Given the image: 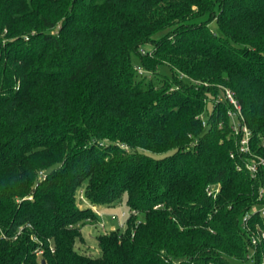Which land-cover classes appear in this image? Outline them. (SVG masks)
Wrapping results in <instances>:
<instances>
[{
	"label": "trees",
	"instance_id": "16d2710c",
	"mask_svg": "<svg viewBox=\"0 0 264 264\" xmlns=\"http://www.w3.org/2000/svg\"><path fill=\"white\" fill-rule=\"evenodd\" d=\"M258 157L264 0H0V264H264Z\"/></svg>",
	"mask_w": 264,
	"mask_h": 264
},
{
	"label": "rangeland",
	"instance_id": "374dc122",
	"mask_svg": "<svg viewBox=\"0 0 264 264\" xmlns=\"http://www.w3.org/2000/svg\"><path fill=\"white\" fill-rule=\"evenodd\" d=\"M215 26V25H213ZM135 60V58H134ZM200 118H204L200 115ZM233 126L238 127V123L233 118ZM234 129V127H233ZM83 202V201H82ZM102 216L104 218L105 226H99L97 224H86L82 227V234L86 240V243H80L77 248L81 251L92 253L94 255H98L99 250L96 246V236L102 232V230H109L111 229L112 225L113 227H118L122 229L127 217L129 216V210L126 206L125 200L123 199L121 202L113 205V206H104L101 208ZM137 216V220H140L143 218L142 214L139 212H135Z\"/></svg>",
	"mask_w": 264,
	"mask_h": 264
},
{
	"label": "built area",
	"instance_id": "2783aa9c",
	"mask_svg": "<svg viewBox=\"0 0 264 264\" xmlns=\"http://www.w3.org/2000/svg\"><path fill=\"white\" fill-rule=\"evenodd\" d=\"M225 96L227 98V100L232 103V105L234 106V108L236 109L233 112H229L230 116L232 117V119L234 117H236V115L240 116V107L237 103V101L235 100L232 92L229 89H225ZM234 127V131L238 132L239 127L237 126H233ZM242 131V136L239 140V151L243 152V153H250V148H249V130L248 128L243 125L241 128ZM247 169L250 171V173L254 176L257 172L258 166L259 165H263L264 166V158L258 157V158H253L251 161H248L245 163ZM206 191L208 194H212L213 196L216 194L217 189H214L211 186H207L206 187ZM95 209V208H94ZM96 212H98L95 209ZM258 213L259 215L262 217L263 221H264V205L260 206L258 209ZM98 214H100L98 212ZM101 215V214H100ZM249 217V214L246 213L243 216V221L245 222L247 220V218ZM100 226L104 227V221L101 220V222L99 223ZM250 239H251V243L253 245H255L257 242H259L261 239H264V228L258 229L256 233H251L250 235Z\"/></svg>",
	"mask_w": 264,
	"mask_h": 264
},
{
	"label": "crops",
	"instance_id": "0c3cea01",
	"mask_svg": "<svg viewBox=\"0 0 264 264\" xmlns=\"http://www.w3.org/2000/svg\"><path fill=\"white\" fill-rule=\"evenodd\" d=\"M111 227H113V225Z\"/></svg>",
	"mask_w": 264,
	"mask_h": 264
}]
</instances>
